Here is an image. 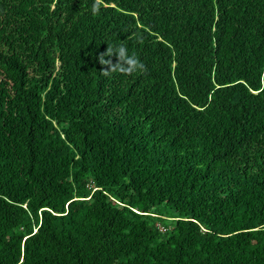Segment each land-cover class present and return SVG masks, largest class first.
Wrapping results in <instances>:
<instances>
[{"label":"trees","instance_id":"16d2710c","mask_svg":"<svg viewBox=\"0 0 264 264\" xmlns=\"http://www.w3.org/2000/svg\"><path fill=\"white\" fill-rule=\"evenodd\" d=\"M0 264H264V0H0Z\"/></svg>","mask_w":264,"mask_h":264},{"label":"clouds","instance_id":"9594fccd","mask_svg":"<svg viewBox=\"0 0 264 264\" xmlns=\"http://www.w3.org/2000/svg\"><path fill=\"white\" fill-rule=\"evenodd\" d=\"M93 10H95V5H93ZM113 55L117 58L115 63L111 59ZM99 62L109 66L104 72H112L115 69L127 74L143 67L142 62L134 53L129 51L123 40H115L112 44H108L106 52L99 55Z\"/></svg>","mask_w":264,"mask_h":264}]
</instances>
